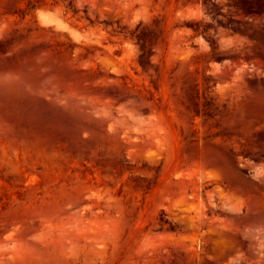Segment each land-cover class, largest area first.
I'll use <instances>...</instances> for the list:
<instances>
[{
	"label": "rangeland",
	"instance_id": "1",
	"mask_svg": "<svg viewBox=\"0 0 264 264\" xmlns=\"http://www.w3.org/2000/svg\"><path fill=\"white\" fill-rule=\"evenodd\" d=\"M0 264H264V0H0Z\"/></svg>",
	"mask_w": 264,
	"mask_h": 264
}]
</instances>
